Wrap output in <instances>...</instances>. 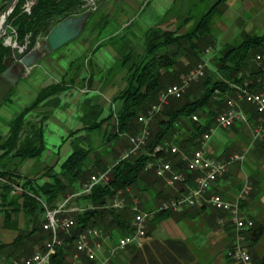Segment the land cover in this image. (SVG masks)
<instances>
[{
	"label": "crops",
	"instance_id": "1",
	"mask_svg": "<svg viewBox=\"0 0 264 264\" xmlns=\"http://www.w3.org/2000/svg\"><path fill=\"white\" fill-rule=\"evenodd\" d=\"M218 1L226 3V7L213 29L212 55H205L213 59L217 56L215 48L220 50L225 44H233L244 34L254 35L255 30L264 33V0H107L99 5L97 14L90 19L87 17L79 38L46 54L30 67L0 104V137L6 138L11 122L32 106L41 90L66 83L63 93L50 96L25 116L21 140L33 132L41 133V143L35 142L41 145V153L24 160L9 156L4 160L7 169L22 177L37 179L38 185L43 186L51 182V174L60 177L61 166L71 155L72 143L77 138H88L85 147L92 150L86 161L89 169L95 167L96 159L100 166L110 168L119 160L111 159V151L122 157L128 148H122L123 143L119 141L130 135L120 134L113 139L109 130L115 124L113 116L117 117L124 109L119 98L126 89L132 68L145 55L147 33L158 28L162 32L184 34ZM6 3L0 0V8ZM200 5L207 6L198 14L200 16L189 14L191 7L197 10ZM100 14L101 19H96ZM183 60L184 57H180L178 61ZM21 99L24 102L21 112L11 114L12 105ZM92 110H95V119L86 121L100 126L95 130L89 129L84 119ZM239 128L240 133L229 143L232 152L225 154L221 149L222 141L210 138L205 145L207 155L223 162L240 153L250 143L252 125L240 124ZM103 159L112 164L105 166ZM190 174V183H184L186 190L195 186L199 175ZM245 179L251 182L252 191L241 204V212L254 222V228L264 229V146L257 145L244 162L232 164L228 173L211 186L201 206L172 212L158 223L150 219L142 245L128 246L118 252L113 257L116 264H236L227 256V251L235 244L231 213L215 209L208 198L217 194L234 200ZM77 191L80 193L82 189ZM157 192L154 188L144 191L143 198L133 201V208L155 209L160 204L153 196ZM20 213H11L10 220L22 215ZM5 220L6 214L0 207V245L11 244L18 235L14 228L5 226ZM27 222L30 224L29 218ZM247 236L250 237V233ZM109 248L107 245L106 249ZM248 250L253 264L264 263V232L260 238L248 240ZM2 252L0 249V262L4 260Z\"/></svg>",
	"mask_w": 264,
	"mask_h": 264
},
{
	"label": "trees",
	"instance_id": "2",
	"mask_svg": "<svg viewBox=\"0 0 264 264\" xmlns=\"http://www.w3.org/2000/svg\"><path fill=\"white\" fill-rule=\"evenodd\" d=\"M28 1L31 2L30 14L25 11ZM88 1L19 0L8 18V33L15 38L17 47L6 46L4 40L0 41V75L6 70V64L14 61V54H18L19 48L26 47L30 51L38 39L44 38L48 31L68 18L82 15H87L89 19L94 17L99 5L107 0H93L97 7L95 10L89 8ZM222 3V1L215 3L184 34H178L177 31L162 32L158 28L151 29L147 33L145 55L132 68L126 89L119 98L123 101L124 109L117 115L116 127L114 124L115 130L111 138L117 139L120 134L133 136L141 131L142 126L138 122V116L146 112L169 85L179 82L185 75L180 76L181 72L179 68H176L180 57H188L192 63L198 62L197 64L204 60L201 56L203 47L215 45L212 33L217 23L216 13L221 15L218 9ZM4 6L5 4L0 11ZM31 42H34V45H31ZM171 47H174L173 51L168 50ZM258 55H264V33L262 35L244 34L239 41L222 46L214 60L215 73H206L200 84H196L200 88L199 97L188 98L177 105L175 102L182 98L173 99L171 103H174L169 108L165 107L162 117L159 116L156 119L147 151L152 153L157 146L171 139L168 138V132L179 123L187 124V121L191 120L196 128L195 134L209 131L207 124L203 126L200 122L197 126L198 122L193 120L194 115L208 114L207 109L211 106H215L216 110L221 112L225 107L226 99L236 97L237 88L258 90L264 82V64L261 65L256 61ZM66 89V83L63 81L41 90L32 106L11 122L9 135L6 138L0 137V152H3L0 155V207L6 214L8 226L11 225V213L19 211H22L32 224L30 229L20 231L11 244L1 247V250H9L10 256L17 259L50 238V234L42 228L44 222L42 217L46 208L53 210L69 195L79 194L77 190L83 189V185L90 180L95 170L99 173L109 171L110 180L107 184L95 185L89 193L75 196L72 203L83 208V211L71 214L76 225L72 228L71 235L62 234L67 247H57L52 264H71L68 260L72 259V252L75 250L74 242L77 236L88 228H99L109 234L113 240L115 231L123 233L117 238L132 234L134 231L132 223L136 215L132 209L133 195H137L138 192L150 191V188L158 189V192L154 193V199L159 200L162 196L168 202L177 197L173 194L167 195L163 188L156 186L154 181L149 182L150 177L153 176L150 175L151 173L156 177L155 181L165 179L159 176L155 169H146L151 160L147 155L148 152H142L136 157L119 159L109 169L100 166L96 159L94 170L89 169L86 161L91 150L85 147L88 138H77L73 141L72 153L61 166L60 177L58 174H51V182L43 186L38 185L37 179H29L9 171L7 163L4 162L7 157L24 160L37 157L42 150L41 145L35 143L36 141L41 143V133L33 132L21 140L25 116L50 96L59 95ZM216 91L219 94L215 97ZM241 106L251 122L257 119V114L251 105L242 102ZM94 114L95 110H92L84 118L85 124L91 130L100 127L93 123L94 121H86L95 119ZM215 115V111H209V116L216 121ZM195 137L189 136L185 139L181 143L182 147H192L193 144L196 147L200 146ZM258 145L264 146V142ZM157 155L168 160L175 171L185 173L186 182L190 183L191 174L186 171V163L181 161L179 153L169 152L168 155L162 153ZM13 186L21 187L23 192L13 194ZM181 186L180 192L186 193L184 184ZM120 191L123 193L122 199L127 202L126 206L120 210L109 208L108 205L118 197ZM171 213L172 211L159 210L154 216V222L158 223L167 219ZM263 232L262 228H253L250 232L251 236H247V241L252 237L260 238Z\"/></svg>",
	"mask_w": 264,
	"mask_h": 264
},
{
	"label": "built area",
	"instance_id": "3",
	"mask_svg": "<svg viewBox=\"0 0 264 264\" xmlns=\"http://www.w3.org/2000/svg\"><path fill=\"white\" fill-rule=\"evenodd\" d=\"M88 6L91 10H95V2L93 0L88 1ZM25 11L30 14L31 2L28 1ZM256 61L261 65L264 64V55L256 56ZM207 67L208 63L205 60L197 64L192 70L183 75L177 84L169 86L160 94L157 105H154L146 114L139 117V122L144 125V128L138 135L130 138L131 148L126 151L125 158L137 156L148 145L150 139L148 124L150 120L168 104L169 100L182 98L191 84L202 80L206 76ZM215 93L219 94L218 91ZM242 102L251 105L257 114L256 123L251 131L250 143L244 149V152L231 156L227 161H216L209 157L205 150V145L210 140L214 129L210 130L211 133H205L201 140V148L190 155H185L183 158L188 173H199L195 181V186L188 189L186 194L175 197L168 203L163 204L159 210H173L178 212L185 208L201 206L205 200L207 191L215 182L228 173L229 167L234 163L244 162L250 150L257 144L264 142V82L255 91L247 88H237L236 97L226 99V107L218 114L216 126L223 129H230L237 123L249 126L250 120L242 109ZM193 119L195 121L197 120L195 116ZM165 150L173 154L178 151L176 147L165 144L164 146H157L155 153L164 152ZM153 167H155L156 173L165 179L169 187L173 188L177 182L186 181L185 173L175 172L173 165L170 162H165L163 159L156 164L148 162L146 169L149 170ZM109 180L110 176L108 171L94 174L83 185V189L79 194L68 197L53 210L46 208L43 228L50 234V238L45 241L40 250L35 251L31 256L21 261H11L12 264L50 263L56 254L57 247L64 246V241L59 237V234L65 233L71 235V230L76 225V221L71 214L83 211L81 207L69 205L73 204L71 203L72 198L80 194L89 193L95 185L101 183L107 184ZM21 191L23 192L21 187L13 186V194ZM251 191V182L245 179L234 200L225 199L217 194L211 195L208 198L209 204L215 209L231 213L236 234L235 244L228 250L227 255L236 264H252L246 244L245 233L253 227L254 223L252 220L246 218L240 209L241 203L247 199ZM122 194L120 191L118 197L108 207L114 210L122 209L124 207V200L121 197ZM133 210L136 212V215L132 223L134 231L130 235L113 240L109 234H106L99 228H88L80 233L74 242L75 254L72 255L74 264H82V257L88 262L107 264L116 253L125 250L128 246L140 247L147 236V222L153 218L154 214L138 211L139 209L136 206ZM107 245H110L109 249H106Z\"/></svg>",
	"mask_w": 264,
	"mask_h": 264
},
{
	"label": "rangeland",
	"instance_id": "4",
	"mask_svg": "<svg viewBox=\"0 0 264 264\" xmlns=\"http://www.w3.org/2000/svg\"><path fill=\"white\" fill-rule=\"evenodd\" d=\"M180 1V0H179ZM190 1H192V0H190ZM200 8H197V10L196 9H194V8H190V12H189V14L190 15H198L199 13H201V11H203L205 8H207V6H205V5H200L199 6ZM224 7H226V3H222L221 4V6H220V8L218 9L220 12H225V8ZM185 8H186V6H184V10H185ZM95 9H97V7H96V4H95ZM202 9V10H201ZM92 10H94V9H92ZM222 14V13H221ZM198 16H200V15H198ZM96 19H98V20H100L101 19V14L98 16H96ZM243 19L244 20H246L247 19V15L245 16V17H243ZM219 20H221V15L220 14H217L216 13V22L217 23H219ZM8 29L9 28H7V35H6V37H5V39H10V43H11V47L12 48H15V47H17V45H16V42H15V38L10 34V33H8L9 31H8ZM261 30H255V32H254V35H262V32H260ZM82 33V32H81ZM81 35V34H80ZM79 35V36H80ZM79 36L77 37V38H79ZM76 38V39H77ZM76 39H74V40H76ZM74 40H72V41H74ZM72 41H70V42H72ZM4 42H5V40H4ZM69 42V43H70ZM68 44V43H67ZM66 45V44H65ZM63 47V46H62ZM19 48V47H18ZM23 48H25L26 49V47H23ZM23 48H19V52L23 49ZM60 49V48H59ZM27 50V49H26ZM168 50H170V51H173L174 50V47H171V48H169ZM167 50V51H168ZM202 51H203V53H202V57L204 58V60L205 61H207V63H208V67H207V70H206V73H210V74H212V73H215V71H216V69H215V67H214V60H215V58H213V59H210V58H206L205 57V55L206 56H209V55H212V51H213V49H212V47L211 46H207V47H203V49H202ZM214 52L215 53H217V55H219V53H220V50L218 49V48H215V50H214ZM46 55V54H45ZM47 55H50V54H47ZM198 63V62H197ZM197 63H192V60H190L188 57H185L184 56V60H183V62H177V67L176 68H179V71L181 72L180 73V76L181 75H183V74H186V72L188 71H190V70H192L196 65H197ZM32 67V66H31ZM30 68V67H29ZM29 68H27L25 71H24V73H23V75L25 74V73H28L29 72ZM186 69V71L184 72V70ZM187 72V73H188ZM200 82H201V80L199 81V82H197V83H193V84H191L190 86H189V88L186 90V93L183 95V97H182V99L180 100V101H178V102H175L176 103V105L177 104H179V103H181V102H183V101H185V100H187L188 98L190 99V98H192V99H197L198 97H199V95H198V97L196 96V97H192V95L194 96L195 94H199L198 92V90L200 89L199 88V86H197L196 84H200ZM178 83V82H177ZM177 83H174V84H177ZM174 84H172V85H174ZM169 86H171V85H169ZM168 86V87H169ZM167 87V88H168ZM196 87H198L197 89H196ZM196 90V92H194ZM162 93V92H161ZM160 93V94H161ZM160 94H159V96H160ZM216 93H215V97H216ZM159 96H158V98H157V101L154 103V104H152L151 105V107H153L154 105H157L158 104V99H159ZM173 99H171V100H169V102H168V104H166L165 106H164V108L159 112V113H157L151 120H150V122H149V124H148V130H149V132H150V134L152 133V131H153V129H154V127H155V124H156V119L159 117V116H161L162 115V112H163V110L165 109V107H167V108H169L171 105H172V103H174V102H172L171 103V101H172ZM8 102V101H7ZM23 100L21 99V100H18L15 104H13L12 105V107H11V114H14V115H17V114H19L20 112H21V110H22V105H23ZM171 103V104H170ZM151 107L146 111V112H143V113H141L139 116H138V122H139V117L141 116V115H144V114H146L150 109H151ZM225 107H226V104H225ZM225 107L223 108V110L225 109ZM215 111V116H216V118H217V116H218V114H220L221 112H219V110H216V108H215V106H211V107H209L208 109H207V112H208V114H206V115H198V114H196V115H194L196 118H197V126H199V124H200V122L201 123H203V126H205L204 124H207L208 126H209V131H207V132H203V133H196V134H198V136L194 133L195 132V127L192 125V121L191 120H189V121H187V124H183V123H179L176 127H174L173 129H171L169 132H168V138H171V139H169V140H167V141H165L163 144H161V145H159V146H164L165 144H168L169 146H173V147H176L177 149H178V151H177V153H179V155H180V157H181V161H183V158L185 157V155H190L189 154V152H188V150H189V148L190 147H187V148H183L182 147V145H181V143L185 140V139H187V138H189V136H196L195 137V139H196V141L197 142H199L200 143V146L198 145V147H196L194 144H193V146H192V153L194 152V151H196V150H198V149H200L201 148V140H202V137H203V135L205 134V133H211L210 132V130L211 129H214V131L212 132V134H211V139H216V140H218L219 142H220V140L222 141L221 142V149H224L225 151H224V153L225 154H229L230 152H232V150H231V147H232V145L230 146L229 145V143H231V141L232 140H235V138H234V135H237L238 133H240L239 132V130H240V124H236L235 126H233L232 128H230V129H223V128H219V127H217L216 126V121L214 120V118H212V117H210L209 116V111ZM165 111V110H164ZM114 118V123H115V127H116V123H117V117H116V115H114L113 116ZM162 117V116H161ZM165 117V116H164ZM163 117V118H164ZM166 120L168 119V118H165ZM194 120V119H193ZM256 120L257 119H254V121H250L249 122V126L250 125H252V127H253V125L256 123ZM140 124H141V126H142V129L144 128V125L141 123V122H139ZM141 129V130H142ZM114 130H115V128H114V125H113V127L109 130V134H112L113 132H114ZM141 132V131H140ZM139 132V133H140ZM138 133V134H139ZM137 134V135H138ZM200 134V135H199ZM170 135V136H169ZM133 136H136V135H133ZM133 136H124L123 138H122V140L121 141H119V142H121V143H123V145H122V148L124 147H126V146H128V148H127V150L126 151H128L130 148H131V143H130V138L131 137H133ZM218 138V139H217ZM248 137H246V139H247ZM124 139V140H123ZM195 141V142H196ZM194 142V143H195ZM149 143V142H148ZM198 143V144H199ZM258 145V144H257ZM256 145V146H257ZM148 146V145H147ZM147 146L144 148V149H142L140 152H139V154L140 153H142V152H148L147 151ZM247 147V146H246ZM245 147V148H246ZM244 148V149H245ZM241 149L242 148H240V149H238V150H236L237 152H239V151H241ZM244 149H242V151L240 152V153H243L244 152ZM91 150V149H90ZM92 151V150H91ZM190 151V150H189ZM236 151H234L235 153H236ZM121 153V152H120ZM126 153V152H125ZM160 154L162 153V154H166V155H168L169 154V151L168 150H165L164 152H159ZM159 153H155V150L152 152V153H147V155L150 157V161L149 162H152L153 164H156L158 161H160L161 159H163L162 157H159L157 154H159ZM191 153V154H192ZM240 153H237V154H240ZM138 154V155H139ZM95 155L96 156H98V153H95ZM110 157H111V159H112V157H115V160L116 159H122V158H125L123 155H125V154H123L122 155V157H121V154H118V153H116V151H114V150H112L111 151V153H110ZM137 155V156H138ZM95 156V157H96ZM130 157H133V156H130ZM136 157V156H135ZM96 158H98V157H96ZM126 158H128V157H126ZM106 159H109V157L108 158H106ZM106 159H103V161L105 160V166H110L112 163H110V162H108ZM246 159V158H245ZM114 160V161H115ZM164 160V159H163ZM165 162H169L168 160H164ZM235 164V163H234ZM93 170H94V168H92ZM109 169V168H108ZM153 169H155V167H153V168H150L149 170H153ZM148 170V169H147ZM173 170H174V168H173ZM175 171V170H174ZM99 173L97 170H95V171H93L92 172V174H91V176L92 175H94V174H97V173ZM109 172V171H108ZM176 172V171H175ZM152 177H150V181L149 182H152V181H154L155 182V184H156V186L158 187V188H160V189H164V192L167 194V195H169L170 196V194H173V195H177V197L178 196H181L182 194H186V193H183V192H180L181 191V185L182 184H184L185 182H177L175 185H174V187L172 188V187H169L168 185H167V183H166V181L164 180V181H161V180H157V181H155V179H156V177L154 176V174L153 173H151L150 174ZM110 176V175H109ZM193 188V187H192ZM188 189H190V188H188ZM188 189H187V191H188ZM145 191H148V190H145ZM209 191V190H208ZM207 191V192H208ZM22 192V191H21ZM16 194H19V192H16ZM206 195H207V193H206ZM206 195H205V197H206ZM74 196V195H73ZM153 196H154V194H153ZM69 197H70V195H69ZM139 197L140 198H143L144 196H143V192H138V194L136 195H133V199L135 200V199H138L139 200ZM249 197V196H248ZM247 197V198H248ZM68 198V197H67ZM75 198L76 197H74V198H72V201H71V203L73 202V200H75ZM1 199V198H0ZM66 200V199H65ZM64 200V201H65ZM159 200H160V204L155 208V209H152V210H146V211H142V210H138V211H142V212H148V213H153L154 215H153V218H154V216H155V214L159 211V209H160V207L163 205V204H165V203H168V201L164 198V197H162V196H160L159 197ZM246 200H244L243 202H245ZM63 202V201H62ZM62 202H60V203H62ZM242 202V203H243ZM59 203V204H60ZM126 201H124V206H126ZM241 203V204H242ZM69 205H74V204H69ZM133 209V208H132ZM240 209H241V206H240ZM184 210V209H183ZM166 211H172V212H175V211H173V210H166ZM182 211V210H181ZM181 211H178V212H181ZM19 212H21L20 214H22V215H18V216H16L15 215V217H14V220L13 221H11V225L10 226H8L7 225V223H6V220H5V226L6 227H11V228H13V225H15V227H14V229L16 230V231H18V233L20 232V231H24V230H27V229H30L31 227H32V224H29L28 222H27V217H26V215L22 212V211H19ZM15 214H16V212H14ZM18 213V212H17ZM13 214V213H12ZM24 215V216H23ZM42 219L44 220V222H45V213H44V216L42 217ZM20 222H22V225H24L23 226V228L21 229V226H20V229L18 228V226H19V224H21ZM44 222H43V224H44ZM24 223V224H23ZM254 223V222H253ZM42 228H43V225H42ZM234 228H235V226H234ZM254 228V225H253V227L249 230V231H247L246 233H245V237H246V244H247V248H248V241H247V234H249L250 232H251V230ZM43 230H44V228H43ZM44 231H46V230H44ZM116 232V234L115 235H117V236H122V232L121 231H115ZM62 234L63 235H67V234H65V233H60L59 234V237L64 241V238L62 237ZM236 234V233H235ZM117 238V237H116ZM116 238L114 239V240H116ZM47 241V240H46ZM45 243V241L42 243V244H38L37 246H35L34 247V249L32 250V251H28L26 254H24V255H22L20 258H14V257H11L10 256V254H9V250H3V257H2V259H4V260H2L1 262H0V264H12V262L11 261H21L22 259H24V258H26V257H29V256H31L35 251H37V250H40L41 248H42V246H43V244ZM3 245H0V249H1V247H2ZM63 247H67L66 246V243L64 242V246ZM230 250V249H229ZM249 251V250H248ZM33 252V253H32ZM228 252V251H227ZM32 253V254H31ZM31 254V255H30ZM75 254V250L72 252V255H74ZM117 254V253H116ZM116 254H115V256H116ZM228 256V255H227ZM72 257V256H71ZM251 257V256H250ZM53 259V258H52ZM68 260V259H67ZM252 260V259H251ZM68 262H70L71 264H74V262H73V260L71 259V260H68ZM51 264H52V260H51ZM82 264H96V262H94V263H92V262H88L84 257H82ZM107 264H116V261H115V258H112L111 260H109L108 261V263Z\"/></svg>",
	"mask_w": 264,
	"mask_h": 264
},
{
	"label": "water",
	"instance_id": "5",
	"mask_svg": "<svg viewBox=\"0 0 264 264\" xmlns=\"http://www.w3.org/2000/svg\"><path fill=\"white\" fill-rule=\"evenodd\" d=\"M19 0H8L0 11V41L10 46V39H5L8 28V18ZM87 15L71 17L55 26L46 33L44 38L37 40L35 46L29 51L23 48L14 54V61L6 64V70L0 75V104L4 101L13 87L18 83L24 71L41 60L45 54H51L65 44L76 39L82 32ZM34 45V42H31Z\"/></svg>",
	"mask_w": 264,
	"mask_h": 264
},
{
	"label": "bare ground",
	"instance_id": "6",
	"mask_svg": "<svg viewBox=\"0 0 264 264\" xmlns=\"http://www.w3.org/2000/svg\"><path fill=\"white\" fill-rule=\"evenodd\" d=\"M0 23H1V21H0ZM48 264H51V262H50V263H48Z\"/></svg>",
	"mask_w": 264,
	"mask_h": 264
}]
</instances>
